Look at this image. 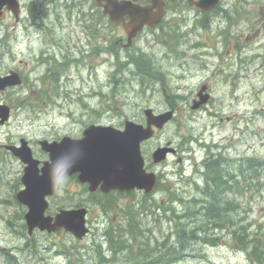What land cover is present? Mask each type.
Returning a JSON list of instances; mask_svg holds the SVG:
<instances>
[{
	"label": "rangeland",
	"instance_id": "rangeland-1",
	"mask_svg": "<svg viewBox=\"0 0 264 264\" xmlns=\"http://www.w3.org/2000/svg\"><path fill=\"white\" fill-rule=\"evenodd\" d=\"M19 1L22 5L20 18L15 20L10 13H6L5 19L0 21V75L11 68H19L22 64L20 59L29 60V56L36 51L38 26L35 21L43 20L50 25L54 16L75 15L76 11V6L71 11L64 0H57V5L52 4L50 0ZM67 1L72 6V2ZM224 6L227 14H231L234 20V23H230L233 44L227 45L224 36L221 37L216 32L201 31L198 38L201 46L195 53L178 55L166 52L156 40L149 46L145 45L148 47L146 54L152 59V64L167 72L168 80L165 79V83L168 93H179L186 97L185 101L180 103L176 118L159 133V140H171L178 146V154L170 155L167 162L158 169L163 170L162 179L166 185L176 186L182 198L196 194L190 181L196 177L194 161H200L206 151V147L200 145L202 141L217 145L218 150H221L233 165L250 157L264 161V0H227ZM216 29L220 32V29ZM238 43L240 46L237 48ZM217 51L220 55L215 54ZM117 57L121 60L119 74L113 77V80L110 79L112 69H116V57L107 55L101 78H105L104 85H84L83 103L36 102L34 94L29 97L28 87L0 92V103L11 106L9 121L0 125V264H120L98 261V244L102 242V249L106 247V214L89 201L84 187L69 179L49 198L48 213H54L63 206L79 203L89 205L90 215L87 217L90 225L92 224L90 234L83 239H77L64 230L53 233L37 231L33 235V242L37 244L36 251L23 247L24 231L21 224L24 222L22 216L25 207L15 198L17 190L21 187L19 178L23 165L4 148V144H18L19 139L24 137L30 141L38 158L37 155H41V152L37 140L42 137L51 139L75 130L76 124L72 125L70 120L65 118L64 113L69 110L75 115L84 114L83 120L88 119V115L96 119L98 111L101 110L104 112L105 122L117 123L125 118L139 120L145 107H152L156 111L163 109L166 96L161 85L155 87V81L143 75L141 79L135 66L127 63V52H120ZM218 58H223L224 62L220 64ZM206 63L208 66H205ZM230 71L233 72L232 97L227 95L232 84V79L228 77ZM143 81L144 84H153L155 91L152 92V88L148 89V86H141ZM203 81L209 82L215 98L208 103L207 109L192 112L187 101ZM228 116L231 117L229 121L226 120ZM219 117L223 118L222 122H219ZM195 139L197 141H194ZM188 140H191V143L187 144ZM156 142L157 139H152L145 145V149L153 147ZM260 172H264V168L260 169ZM180 173L184 175L183 178ZM261 184L253 193L247 191L243 195L230 196L238 202V207L232 213L236 222L245 224L248 232L254 236L260 233V237L264 233L263 180ZM168 196L166 191L163 194L159 191L154 194L156 200L167 199ZM118 203L121 208L119 207L112 216L115 224L127 220L121 210L123 206L127 210L131 209L137 219L133 209H136L137 213L140 203L147 205L152 203V200L145 198L143 193L136 192L119 198ZM151 212L152 209L149 208L138 216L142 226V235L138 240H148L153 246L157 240L163 239L172 226L161 210L156 211V215ZM219 236L223 241H230V237L224 233ZM124 239L126 240V237ZM132 247L139 250L135 241ZM62 249L68 251V255L59 253ZM8 252L13 255L10 262L6 258ZM120 256L131 260L127 264H135L128 251ZM169 264L259 263H253L245 251H240L229 243L212 246L198 242L192 244V248L186 251L179 261Z\"/></svg>",
	"mask_w": 264,
	"mask_h": 264
},
{
	"label": "flooded vegetation",
	"instance_id": "flooded-vegetation-1",
	"mask_svg": "<svg viewBox=\"0 0 264 264\" xmlns=\"http://www.w3.org/2000/svg\"><path fill=\"white\" fill-rule=\"evenodd\" d=\"M64 1L71 11L76 6L75 15H56L50 25L43 22V20L35 21L38 26L36 51L29 56V60L20 59L22 64L19 68H11L5 74H2L6 75L8 72L14 71L20 78V84L8 87L5 90L28 87L29 97L34 94V101L36 102L83 103L85 95L82 88L84 85H104L105 78L103 80L101 78H103L102 74L107 62V55L116 57L114 62L116 69H112L109 75L110 79H112L120 71L121 60L117 57L120 52H127L128 60H130V54H146V48L148 47L145 45L149 46L155 40L157 41L156 43L162 45L166 52L178 55H186L189 52L195 53V50L201 46L198 40L201 31L206 33L216 32L221 37L224 36L227 45L233 44L230 23H234V20L231 14H217L219 11L226 10L224 4L227 0H219L217 4L209 9L199 8L201 0H70L72 6L67 0ZM50 2L57 5V0H50ZM113 2L124 3V7L120 10L123 15L118 16V18H121L119 24L110 22L108 16L104 13V7L99 5ZM139 21L144 22V25L141 26L139 31H135L131 23ZM216 28L220 29V32ZM129 34L132 36L129 37ZM205 42L208 44L207 41ZM239 46L240 44L238 43L237 48ZM215 54L220 55V52L217 51ZM217 61L220 64L224 62L223 58H218ZM127 63L137 66L135 60L134 63L131 61ZM152 63L146 64L145 67L154 76L157 75L158 79H152L155 80L156 85H161L162 79L167 80V72ZM205 66H208V63ZM214 74H216V71ZM228 77L232 79V84L227 95L232 97V71L229 72ZM202 84L210 94L209 103L213 101L215 96L208 81H203L200 85ZM162 90L166 94L164 87H162ZM154 91L155 88L152 89V92ZM185 99L186 97L184 99L180 98L176 104L175 101L174 104L172 101L173 105L171 106L166 101L165 107L156 112L159 113L170 109H174L177 112L178 107L175 105H179ZM196 99L197 91L187 101L190 111L193 110L191 109V104ZM208 103L201 106L197 111L207 109ZM64 114L72 125L76 124L75 130L72 133H63L51 139L46 138L47 140H60L63 135L73 139L82 138L84 129L92 124H108L120 129L123 127L120 120L117 123L105 122L103 120L104 112L101 110L98 111L96 119L88 115V119L83 120L84 114L75 115L72 110ZM218 120L222 122L223 118L219 117ZM140 122H144V120L141 119ZM161 132L162 129L155 130L149 140L141 143L146 171H156L159 165L166 162L155 163L151 158V154L148 156L147 150L143 149V146L152 139H157L155 147L171 144L174 148L172 153L174 155L178 154V146L171 140L165 142L159 140V133ZM28 143L32 148L29 140ZM36 143L41 152V155H37L39 156L38 159L43 162L48 158V154L40 147L39 140ZM151 147L149 148L151 149ZM32 154L36 157L33 149ZM156 174L159 177L160 171L157 170ZM67 179L86 188L89 201L99 205L101 209H105V212L115 210V207H109L104 199L109 196L116 197L121 194L120 192L115 190L103 192L99 188L95 191H90L87 183H80L77 172L67 177ZM96 197L101 199V202H97ZM83 206L88 209L87 214H90L89 205L84 203L74 204L69 207ZM87 225L90 228L88 220Z\"/></svg>",
	"mask_w": 264,
	"mask_h": 264
},
{
	"label": "water",
	"instance_id": "water-1",
	"mask_svg": "<svg viewBox=\"0 0 264 264\" xmlns=\"http://www.w3.org/2000/svg\"><path fill=\"white\" fill-rule=\"evenodd\" d=\"M211 6L216 0H204ZM104 7L110 21L119 22L118 16L124 4L107 3L99 4ZM10 10L18 17L19 2L17 0H0V19L4 17L3 8ZM20 83L19 76L11 73L0 77V90L5 87ZM207 95L195 102L196 108L207 100ZM10 108L6 104H0V124L9 117ZM146 126L127 120L123 130L112 126L90 125L83 131L81 139H72L64 136L59 141L41 140V148L48 152L49 159L43 162L39 168V161L32 155L30 147L24 138L20 139V145H7L12 154L17 156L24 164V172L21 182L24 188L16 194V199L27 206L25 220L28 233L37 227L48 232L58 228H64L75 237L81 238L87 232L85 226V208L61 209L54 217L45 215L48 206L46 196L55 192L53 182L52 164L63 158V163L69 167L68 174L78 172L79 180L89 183V189L100 188L107 192L111 189L129 191L133 188L143 189L145 192L153 191L156 185V176L146 173L143 169V157L140 144L151 137L152 125L161 128L172 116V111L154 115L151 109H145ZM170 148L160 147L155 150L153 158L159 161L165 158Z\"/></svg>",
	"mask_w": 264,
	"mask_h": 264
},
{
	"label": "trees",
	"instance_id": "trees-1",
	"mask_svg": "<svg viewBox=\"0 0 264 264\" xmlns=\"http://www.w3.org/2000/svg\"><path fill=\"white\" fill-rule=\"evenodd\" d=\"M206 159L207 163L204 166L206 184L202 189L203 196L200 198H196L195 196L191 197L187 203L188 205L184 202V208L180 211L182 213L175 211L172 206L171 201H173L174 192L168 190V188L166 189L171 195L169 200L163 202H156L154 200L153 204L150 203L143 205V203H141L139 206L141 211L154 207L152 211H155V209L158 208L162 209L165 214L169 213L167 218L170 223H173L172 232L170 233L173 236V241L169 242L168 239L172 236L166 234L164 239L154 247L153 252L160 256L165 255L169 261L179 259L184 252L191 248L192 244L196 243L198 240L208 244L217 243L216 241H218V237L215 234V230L222 227L220 221L221 217H224L225 215L226 208L228 207L235 211L238 207V202L234 197L230 199V201L224 197L223 194L226 191L231 190L234 195H243L247 191H251L252 193L256 191L257 186L262 185L261 180H263L264 185V172L259 173L260 169L264 168V162H259L255 157H250L243 161L240 160L234 165L233 173H230L227 169H224V171L221 170L220 162L218 160L210 159V157H207ZM229 182L231 184H229ZM253 186L256 188H253ZM198 202H202L203 204L198 207ZM199 211L201 212L199 213ZM138 225L139 224H137V227ZM231 237V245L247 251L249 257L258 261L259 264H264V233L261 234V237L260 233L258 236H254L252 233L248 232V228L245 224L237 223L234 218ZM111 246L116 249L120 248V250L125 247L123 242L114 240Z\"/></svg>",
	"mask_w": 264,
	"mask_h": 264
},
{
	"label": "clouds",
	"instance_id": "clouds-1",
	"mask_svg": "<svg viewBox=\"0 0 264 264\" xmlns=\"http://www.w3.org/2000/svg\"><path fill=\"white\" fill-rule=\"evenodd\" d=\"M53 182L56 187L62 185L67 179L69 167L63 163V158L54 161L52 164Z\"/></svg>",
	"mask_w": 264,
	"mask_h": 264
},
{
	"label": "bare ground",
	"instance_id": "bare-ground-1",
	"mask_svg": "<svg viewBox=\"0 0 264 264\" xmlns=\"http://www.w3.org/2000/svg\"><path fill=\"white\" fill-rule=\"evenodd\" d=\"M153 27V26H152ZM209 27V26H208ZM189 59V58H188ZM217 166V165H216ZM229 184H231L230 182H229ZM231 191V190H230ZM223 192V191H222ZM221 192V193H222ZM222 196V195H221ZM223 197V196H222ZM225 197V196H224ZM230 197V196H229ZM223 201V200H222ZM226 203H228V202H226ZM216 204V203H215ZM219 204V203H218ZM188 205V204H187ZM224 205H226V204H224ZM227 205H229V204H227ZM232 205V204H231ZM191 207V206H190ZM163 208H165V207H163ZM197 209H199V208H197ZM206 209V208H205ZM204 211V210H203ZM203 211H202V213H203ZM201 211H199V213H200ZM201 213V214H202ZM218 216V215H217ZM220 216V215H219ZM239 218V217H238ZM235 222V221H234ZM201 223V222H200ZM235 225V224H234ZM213 226V225H212ZM216 228V227H215ZM234 228V227H233ZM210 230V229H209ZM206 232V231H205ZM214 232V231H213ZM199 233V232H198ZM213 235V234H212ZM200 237V236H199ZM205 237V236H204ZM202 238V237H201ZM205 239V238H204ZM206 239H208V238H206ZM212 239V238H211ZM215 239V238H214ZM201 240H203V239H201ZM217 240V239H216ZM216 240H214V241H216ZM199 241V240H198ZM217 242V241H216ZM111 243H113V240H112V242ZM115 244H117V243H115ZM159 244V243H158ZM118 245H120V244H118ZM121 247V246H120ZM122 248V247H121ZM120 249V248H119ZM163 256V255H162ZM163 257H165V255L163 256ZM169 257V256H168Z\"/></svg>",
	"mask_w": 264,
	"mask_h": 264
}]
</instances>
